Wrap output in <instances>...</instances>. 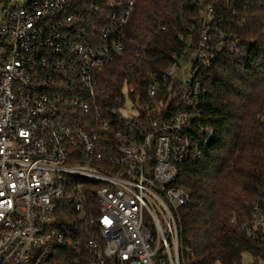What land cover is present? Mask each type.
<instances>
[{
  "label": "built area",
  "instance_id": "obj_1",
  "mask_svg": "<svg viewBox=\"0 0 264 264\" xmlns=\"http://www.w3.org/2000/svg\"><path fill=\"white\" fill-rule=\"evenodd\" d=\"M194 4L198 15L180 34L190 48L162 74L123 86L112 78L131 67L117 64L136 0L4 6L0 264H188L183 219L195 202L178 184L180 167L201 160L215 139L201 74L242 43L227 29L233 0ZM129 100L132 111L142 106L139 116ZM232 223L261 264L264 189L250 215Z\"/></svg>",
  "mask_w": 264,
  "mask_h": 264
},
{
  "label": "trees",
  "instance_id": "obj_2",
  "mask_svg": "<svg viewBox=\"0 0 264 264\" xmlns=\"http://www.w3.org/2000/svg\"><path fill=\"white\" fill-rule=\"evenodd\" d=\"M232 6L237 15L225 14L227 29L240 38V50L220 52L201 74L208 90L203 112L215 139L201 160L180 167L178 184L195 202L183 219L188 264L244 263L245 255L259 254L232 221L248 217L264 189V0H233ZM198 9L194 0H136L122 31L126 51L117 64L131 67L112 80L123 86L165 72L174 53L190 48L180 34ZM147 39L137 57L139 44ZM146 86L142 83V91Z\"/></svg>",
  "mask_w": 264,
  "mask_h": 264
},
{
  "label": "rangeland",
  "instance_id": "obj_3",
  "mask_svg": "<svg viewBox=\"0 0 264 264\" xmlns=\"http://www.w3.org/2000/svg\"><path fill=\"white\" fill-rule=\"evenodd\" d=\"M25 0H0V25L3 24L4 22V19H5V16H6V11L4 10V6L6 4H8L9 8H13L15 7V5L17 4V2H19L20 4H23ZM195 60V57L192 58V61ZM129 104H130V110H131V113L132 116H139L140 115V111L142 110V106L140 104H136L138 109L135 110V111H132V107L134 105V102L133 101H130L129 100ZM123 113V115L125 116H129V112H128V109H123L121 111ZM243 264H253L255 262L254 258L251 256V255H245L243 257ZM261 264H264V261L261 262Z\"/></svg>",
  "mask_w": 264,
  "mask_h": 264
}]
</instances>
